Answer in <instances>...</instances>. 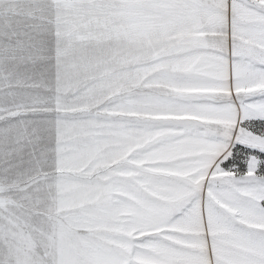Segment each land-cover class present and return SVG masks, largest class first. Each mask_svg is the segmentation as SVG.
<instances>
[{
  "label": "snow or ice",
  "instance_id": "1",
  "mask_svg": "<svg viewBox=\"0 0 264 264\" xmlns=\"http://www.w3.org/2000/svg\"><path fill=\"white\" fill-rule=\"evenodd\" d=\"M0 264H264V0H0Z\"/></svg>",
  "mask_w": 264,
  "mask_h": 264
}]
</instances>
